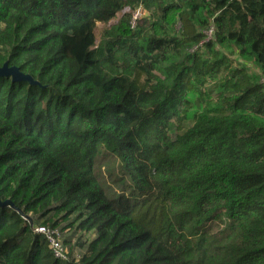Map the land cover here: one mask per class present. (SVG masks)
I'll use <instances>...</instances> for the list:
<instances>
[{"label": "trees", "instance_id": "trees-1", "mask_svg": "<svg viewBox=\"0 0 264 264\" xmlns=\"http://www.w3.org/2000/svg\"><path fill=\"white\" fill-rule=\"evenodd\" d=\"M5 61L0 264H264V0H0Z\"/></svg>", "mask_w": 264, "mask_h": 264}, {"label": "built area", "instance_id": "built-area-1", "mask_svg": "<svg viewBox=\"0 0 264 264\" xmlns=\"http://www.w3.org/2000/svg\"><path fill=\"white\" fill-rule=\"evenodd\" d=\"M131 12H132L131 26H134L136 19L140 17V15L142 14L141 7L139 6L135 8L134 10H131ZM212 30H213V27L210 26V28L206 32L207 38L212 36ZM25 218L31 220L30 216H25ZM33 230L37 233L43 234V236L47 240L48 247L54 257L59 258L61 260L68 259L69 253L64 244L60 227L45 225V224H37V225H34ZM78 256L79 255L77 254V252H75L74 257H76L77 259Z\"/></svg>", "mask_w": 264, "mask_h": 264}, {"label": "water", "instance_id": "water-1", "mask_svg": "<svg viewBox=\"0 0 264 264\" xmlns=\"http://www.w3.org/2000/svg\"><path fill=\"white\" fill-rule=\"evenodd\" d=\"M0 75H10L13 80H27L30 83H36L37 81L32 78L28 73H24L16 65H8L7 61L0 65ZM0 205H10L14 207V204L9 198L4 200L0 199Z\"/></svg>", "mask_w": 264, "mask_h": 264}, {"label": "rangeland", "instance_id": "rangeland-1", "mask_svg": "<svg viewBox=\"0 0 264 264\" xmlns=\"http://www.w3.org/2000/svg\"><path fill=\"white\" fill-rule=\"evenodd\" d=\"M118 15H120V13ZM98 26H101V23H98ZM28 220L30 223H32V221H31L32 219L31 220L28 219ZM61 226H63V224H60V226H58V227H60V229H61V235H62V238H63V241H64V244L66 246L67 251L69 252L70 247H72V249L77 248L80 252H83V248L82 247L80 248L77 245L78 239L80 241H83V240H86V239H89L90 237H92L93 234L91 232H89L86 235L83 234L82 236H80L79 233L74 234L73 229H68L67 227L61 228Z\"/></svg>", "mask_w": 264, "mask_h": 264}]
</instances>
